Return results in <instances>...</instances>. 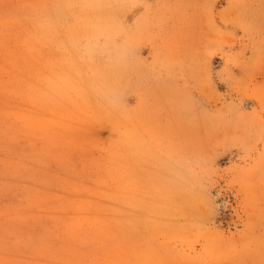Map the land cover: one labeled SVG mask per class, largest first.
I'll return each mask as SVG.
<instances>
[{"label":"rangeland","instance_id":"rangeland-1","mask_svg":"<svg viewBox=\"0 0 264 264\" xmlns=\"http://www.w3.org/2000/svg\"><path fill=\"white\" fill-rule=\"evenodd\" d=\"M0 264H264V0H0Z\"/></svg>","mask_w":264,"mask_h":264},{"label":"bare ground","instance_id":"bare-ground-1","mask_svg":"<svg viewBox=\"0 0 264 264\" xmlns=\"http://www.w3.org/2000/svg\"><path fill=\"white\" fill-rule=\"evenodd\" d=\"M45 94V93H44Z\"/></svg>","mask_w":264,"mask_h":264}]
</instances>
